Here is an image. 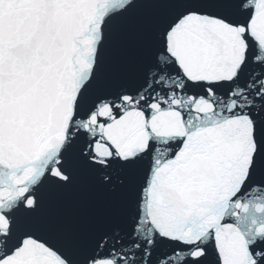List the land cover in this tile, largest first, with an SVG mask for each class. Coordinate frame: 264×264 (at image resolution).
Listing matches in <instances>:
<instances>
[{"label": "snow or ice", "instance_id": "6c2138e0", "mask_svg": "<svg viewBox=\"0 0 264 264\" xmlns=\"http://www.w3.org/2000/svg\"><path fill=\"white\" fill-rule=\"evenodd\" d=\"M0 264H264V0H0Z\"/></svg>", "mask_w": 264, "mask_h": 264}]
</instances>
